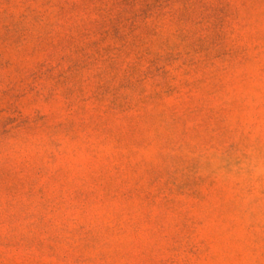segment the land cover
<instances>
[{
  "label": "rangeland",
  "instance_id": "1",
  "mask_svg": "<svg viewBox=\"0 0 264 264\" xmlns=\"http://www.w3.org/2000/svg\"><path fill=\"white\" fill-rule=\"evenodd\" d=\"M0 264H264V0H0Z\"/></svg>",
  "mask_w": 264,
  "mask_h": 264
}]
</instances>
